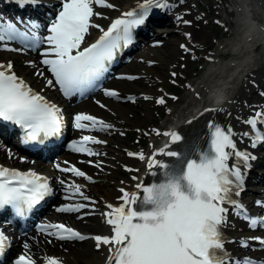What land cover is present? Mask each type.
Segmentation results:
<instances>
[{
	"label": "snow or ice",
	"instance_id": "1",
	"mask_svg": "<svg viewBox=\"0 0 264 264\" xmlns=\"http://www.w3.org/2000/svg\"><path fill=\"white\" fill-rule=\"evenodd\" d=\"M184 2L140 0L136 7L122 12L105 28L93 22L94 16L101 15L94 11V6L114 8L108 0H58L56 14L45 29L46 35L40 34L41 25L35 21L25 23L22 18H17L14 22L0 15V44L9 51H20L9 48L8 42L12 41H19L26 48H42L40 63L51 78L44 76L43 71L37 72V75L46 80V86H58L68 98L84 97L98 89L118 54L134 43L135 31L146 24L153 10H171ZM15 3L20 8H35L42 5V0H15ZM175 20L191 24L180 14L175 16ZM18 25H23V29ZM90 28L98 29L100 34L93 42L85 44ZM185 36L191 39L190 33H185ZM180 47L185 53L194 51L189 44H181ZM192 58L196 57L193 55ZM29 64L35 67L34 62L29 61ZM170 75L175 84L177 73L173 71ZM120 78L136 79L134 76ZM103 91L105 96L120 98L116 90ZM196 96L200 98L199 93ZM148 98L144 96V99ZM126 99L135 101V97L131 96ZM166 99L176 101L179 97L162 95L156 103L165 105ZM100 107L105 105L100 104ZM249 107L250 114L244 119L248 127L242 134L236 132L231 124L222 125L209 120L206 135L202 137L206 143L194 149L186 146L183 152L170 150L173 144L183 140L179 132L155 130L156 135L170 137L169 144L148 159L150 174L159 175L160 179L149 185L137 183L135 187L138 191L134 192L121 188L119 205H106L108 211L102 215L111 228V235L86 237L63 223L41 224L39 231L61 241L92 238L97 250L102 246L108 247V264H264V261L253 257L230 254L226 248L228 241L224 239L230 210L238 217L243 216L250 229L264 228V217L249 215L244 204L236 199L244 189V170L256 159L252 150L264 144V108ZM168 111L170 113L171 110ZM222 111L224 109L204 110ZM227 115L231 116V113ZM73 120L77 130L107 131L113 128L111 123L83 112L75 114ZM0 121L18 126L23 133L21 143L26 146L58 138L65 127L63 110L18 76L11 61L0 63ZM237 137L240 142L250 138V149H240ZM104 143L106 141L94 135H84L73 140L69 147L77 153L98 156L101 153L90 145ZM8 155L11 157V151ZM128 155L137 154L128 152ZM157 156L175 158L177 163L156 159ZM139 158L145 159L142 152ZM57 168L76 177H86V173L76 167L60 168L57 165ZM86 178L91 180V177ZM59 183L63 186L65 200L78 196L87 203H67L58 207V212L80 213L90 209L85 214L94 213L92 206L96 201L85 195L82 185L63 179ZM53 194L48 178L36 171L0 166V211L11 209L16 218L23 219ZM256 204L264 207V201L258 200ZM250 242H255L264 250V237H248L239 241L245 248L250 247ZM9 246V237L0 229V257L5 255ZM24 248H28L27 243ZM15 264H35V261L26 253L19 256ZM46 264H62V261L47 257Z\"/></svg>",
	"mask_w": 264,
	"mask_h": 264
},
{
	"label": "bare ground",
	"instance_id": "2",
	"mask_svg": "<svg viewBox=\"0 0 264 264\" xmlns=\"http://www.w3.org/2000/svg\"><path fill=\"white\" fill-rule=\"evenodd\" d=\"M241 1L243 3V8L246 7L247 11L252 13L253 16L251 20H247L245 17V19H243V24L245 26L241 30L242 33L235 34L233 38L226 43V45L229 44L231 47H234V49H238V52L242 54L237 60L239 64H241V73L243 77L241 75L240 79L229 83L232 85L231 88L229 85H225V82L220 85L216 82H212L213 80H211V74L213 72H215L214 74L218 73L219 67H221V72H226L227 69H231L233 64L231 61L232 59H226V61L219 62L218 57H216L212 60V62H210L211 67L209 68V71L202 77H197V79H195L191 84V87H188L189 94L186 98L187 100L177 96L179 99L172 103L171 107L169 108L171 110L170 113L169 111L167 112L169 119L166 123L162 122L157 125L151 124V117L149 114H147V112H144L141 115H136V113L134 114L135 109L133 107L127 105L123 106L122 104L111 100L108 97H95L96 99H91L81 103L74 110H72L68 104L63 103V109L66 117L69 116V112L71 113L72 117H74L77 113L83 112L86 114L95 115L98 118L105 120V122L111 123L113 125L112 129L107 130L113 135V137L98 133H77L79 137L84 135H94L98 139L106 141L104 144L90 145L94 150L101 153V155L95 156V163L89 162L91 158L87 157L86 155H76L69 151H66L64 155L67 161L72 162L70 166L76 168L78 167L81 171H84L86 173V177H95L96 179L100 180L92 179L94 182H89L86 177H76L71 173L67 174V182L78 183L82 185V190L84 191L85 195L88 197L91 196L92 199L96 201L95 204L104 206V209H106L107 204H113L114 206L119 205V198L122 196L120 191L121 188H124L129 192H134L138 191L135 187L137 183L142 182L145 185L148 184L149 180L152 178L150 170L147 167L148 159L154 152H158L162 148L158 147V145L154 142L145 147L143 150L139 148L135 150H128L131 152L135 151L137 153L136 156H129L127 150L120 148L122 145L117 143L118 139L116 137V131L119 130L120 122L122 121H128L134 126L141 125L142 127L147 128L151 135L155 136L156 138L160 135H156L155 130L162 131L167 125H179L183 123L180 134L182 135L183 140L185 136L187 137L185 139L189 142V146H194L201 141L200 133L206 130L205 128L209 120H216L222 125L231 124L233 129L241 134L247 129L248 126L244 124V119L250 114L251 109L249 105L253 108L257 107V104L253 102V98L255 97V93L258 89L257 87H254V85L260 80L264 81V78L260 76V73L263 72L262 58L264 54V0ZM108 2L112 3L115 7L109 9L94 6V11L99 12L101 15L99 17L94 16L93 20L98 22V24L102 27H104L112 18L117 17L123 11L140 2V0H108ZM48 3L52 6H57L58 0H49ZM190 5L191 0H185L182 5L168 10L166 12L167 20L173 24L168 29L173 30L155 31L153 41L158 42L159 39H163V37L166 36L167 38L172 37L173 32H175L178 35L180 33H184V37L182 35V37L179 39V42H182V44H189L190 46L194 47L196 45L208 42V35L203 30L201 24L202 20L193 21V15L197 14H195V11L188 12ZM177 14L183 15V18L185 20L191 21V24L185 25L178 23L175 20V16ZM254 21H257V23ZM196 23L200 25H196ZM97 33L98 29L90 28L89 34L87 35L94 37ZM185 33L191 34L190 40L186 38ZM258 35H261L259 42L262 44V50L260 52H257L256 49L251 48V44L253 43L252 41H254ZM87 41L88 39L85 38V42ZM171 42L172 40H170V43ZM161 45L163 46V44L154 47L149 46L144 51L138 53L137 58L139 63L137 64H139L140 67H136L135 65H127L124 71H126V73H139L140 78L143 80L146 78V76H151L150 80L162 79L164 75L161 71H159V67L162 66V63L170 67L171 71V69L181 61V55L184 52H181L178 49V51L170 49L171 51L169 54H166L165 52L157 50L161 48ZM30 60H33L35 63L34 58L31 55L21 53L19 51H0V63H7L11 61L13 63V70L18 76L23 78L25 81L30 82L31 85H33L37 90L43 91L49 98L55 101L56 94L54 90L52 88L47 89L44 86V83L42 84V82H46V80L43 77L37 75V72L43 71L44 76H47L48 78H51L50 75L46 71L42 70L37 63H35V67H33L31 64H29ZM148 62H152V64L149 65ZM24 63L26 66H23ZM31 70L36 73V76L30 74L29 71ZM126 73L124 72L123 75ZM135 83L130 84L125 80H118L115 82V86L119 89V91L125 90L132 91L134 93L143 91L146 92L145 94H150L147 93L150 88H146L148 90L146 91L142 89L143 87L136 86ZM233 84L236 85L235 88L233 87ZM152 91L154 92V89ZM196 93H199V99H197ZM223 94H227L228 98L223 103H221V101L219 102V99L222 98L220 95ZM262 98H264V95ZM97 101H99V103H97ZM219 103L222 105H218ZM100 104L105 105V107L101 108ZM206 108H218L224 109V111L204 112ZM196 111H199V113L196 114ZM178 112H182V116H178ZM229 112L231 113V116L227 115ZM129 113L133 114L132 118L127 117ZM192 115H194L193 118ZM189 121H191V123H189ZM248 139H245L244 142H240L239 137H237L238 147L240 149H250L251 146ZM252 151L254 152V150ZM141 152L144 154V160L139 158V153ZM2 157L6 158L7 155L3 151H0V161L3 160ZM80 157L86 158V161H82ZM156 159L166 161L168 157L157 156ZM231 162L232 161H230V163ZM102 163L109 164L111 169L110 171H115L118 168L119 163L127 164L130 167L129 172L133 173V177H136L137 179L133 180V177H122L120 179H116L115 174H111L108 169L100 172L97 170L96 164ZM46 169L48 172L53 174V179L58 184L57 187L61 190L63 186L60 185V183H58V181L55 179L56 176H58L57 171L50 167H46ZM104 186H107L108 188H105ZM251 203L254 204V202ZM51 209L56 219L70 220L69 224L74 227L86 229L95 228L101 232L106 229L104 227V221H102L98 215H93L92 217H87L84 215L83 219L75 220L72 218V215L56 213L53 207ZM87 218L92 219V222L87 221ZM227 220L228 223L225 229L228 240H236L238 237H251L248 232H239L238 226L230 220L229 214L227 216ZM19 241L22 242V244L27 243V241L29 242L27 250L33 252L36 260H39V257L42 256L44 260H46L47 257H55L67 264H107V260L105 259L108 252L107 246H102L100 250H95V241L92 238L82 240L78 244H70L59 240L51 241L49 236L33 233L32 238L29 235L28 237H25ZM87 243L91 246L90 248H88ZM250 244L256 246L255 242H250ZM226 248L230 254L236 257L239 256V252L236 250L231 249L229 246H226ZM24 249L25 248L22 249V254L25 255ZM63 251H67L68 253H63ZM258 253L264 254V250L260 248ZM83 255H88L89 258L87 260H82ZM79 261L82 262L80 263Z\"/></svg>",
	"mask_w": 264,
	"mask_h": 264
},
{
	"label": "rangeland",
	"instance_id": "3",
	"mask_svg": "<svg viewBox=\"0 0 264 264\" xmlns=\"http://www.w3.org/2000/svg\"><path fill=\"white\" fill-rule=\"evenodd\" d=\"M193 1H194V3H197L198 7L201 8L198 13L201 16V18L203 19L202 27H203V30L208 35V42H206L202 45L195 46L194 53L197 56V58H195L194 60H191L188 57V55H186L185 58L182 59L180 61V63L174 67V72L177 73V76L175 77V81H177L178 82L177 84H180V85H186L185 83L193 82L195 77L200 76L201 72L203 71L204 65L208 64L211 61L209 59V57H211V59H212L213 56L214 57L219 56V55L228 56V54H229L228 51H230L229 49L231 48V45H229V44L226 45V43H227V41H230L235 34L240 33L239 31L241 30L239 21L237 20L238 16H240V17L243 16V14L241 12V10H243L242 5H240L241 3L239 4L238 2H236L235 5L232 6L228 3L229 0H193ZM232 7H236V8L241 7V10H240V12H237L236 10L229 12V9ZM215 20H217L218 23H215ZM176 37L175 36L174 37H168L165 41L166 43L163 46H161V48H159L157 50L161 51V52H165L166 54H169V52L171 51L170 49L177 50L176 42H179V38L181 37V35H178ZM256 39H257V37H256ZM170 40H172L171 43H170ZM242 40H243V36H242ZM261 50H262L261 46L256 49L257 52H260ZM208 54H211V55L208 56ZM262 59H263L262 60L263 72L260 73V76L262 78H264V54H263ZM132 63L136 67H140L139 64H137L138 63L137 61H135V63L134 62H132ZM132 63H131V65H132ZM181 65H184V67H181ZM200 66H201V69H198ZM169 70H170V67H168L162 63V66L159 67V71H161L162 74L165 76V77L163 76L162 81L148 80V78H146L144 80L139 79L138 81L136 80L133 82L134 83L137 82V83H135V85L138 87H143L144 90H146V88L147 89L148 88H150V89L160 88V87H162V85L167 86L169 83H172V79H173L169 75ZM184 72L186 74H184ZM261 81H263V80H261ZM133 82L128 81V83H130V84H133ZM260 83L261 82H259V85H260ZM171 88L174 89L175 91H177L178 95H184L183 98H185L186 92L184 90H182L181 88H173V86H171ZM154 94H155V92H154ZM156 95L157 94H155V96L154 95L152 96L153 100H144L143 96L141 95L138 98L137 102H135V103L126 102L124 104L133 105L135 107V109H137V110H134V114L136 113V115H141L144 112H147V114H149L151 117L150 120H152L155 124H158L160 122L159 115L164 114L163 112H160V111H161V109L166 110V108H165L166 105H163V107L156 105L154 103V100H155L154 98L156 97ZM257 100H259V98ZM170 101H172V99H170ZM136 103H140V104H136ZM171 103H169L167 106H169ZM123 106H126V105H123ZM127 117L132 118L133 114L129 113ZM165 117L166 116H164L163 119L161 120L162 122H165V119H166ZM123 129H130L133 131L129 134L128 137L124 136V134L122 136L119 133V135H121L122 138L121 139L117 138L118 139L117 143L118 144L120 143L119 145H122V146L124 144H127L124 146H127L129 148H132V147L138 148L139 144L137 142H135L136 138L134 137L135 133H136L135 129H137V128H135L134 126H132L129 123H126L125 126L123 127ZM143 145H145V144H143ZM113 173L115 174L116 179H120L121 177H124L123 175H121L123 173L121 171V168H119V167L115 171H113ZM104 187L108 188L107 186H104ZM84 230H87L89 232H95V229H85L84 228ZM73 243L77 244V241H74ZM87 246H88V248L91 247L88 243H87ZM63 253L67 254L68 252L63 251ZM82 258H83L82 260H87L89 258V256L83 255Z\"/></svg>",
	"mask_w": 264,
	"mask_h": 264
}]
</instances>
